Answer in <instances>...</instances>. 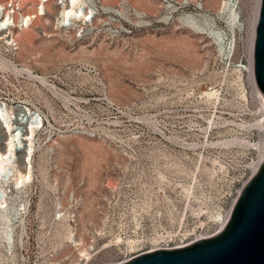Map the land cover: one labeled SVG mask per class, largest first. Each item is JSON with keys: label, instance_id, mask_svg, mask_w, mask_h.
<instances>
[{"label": "rangeland", "instance_id": "374dc122", "mask_svg": "<svg viewBox=\"0 0 264 264\" xmlns=\"http://www.w3.org/2000/svg\"><path fill=\"white\" fill-rule=\"evenodd\" d=\"M56 1L0 0L11 26L31 17L13 51L0 36L17 68L0 65V107L35 127L31 179L0 209V264L117 263L217 229L259 159L256 0H80L85 21H61Z\"/></svg>", "mask_w": 264, "mask_h": 264}, {"label": "water", "instance_id": "95a60500", "mask_svg": "<svg viewBox=\"0 0 264 264\" xmlns=\"http://www.w3.org/2000/svg\"><path fill=\"white\" fill-rule=\"evenodd\" d=\"M252 66L255 88L264 98V0L254 31ZM105 264H264V159L242 185L228 219L213 236Z\"/></svg>", "mask_w": 264, "mask_h": 264}, {"label": "bare ground", "instance_id": "6f19581e", "mask_svg": "<svg viewBox=\"0 0 264 264\" xmlns=\"http://www.w3.org/2000/svg\"><path fill=\"white\" fill-rule=\"evenodd\" d=\"M46 2V0H41V2ZM58 1V0H57ZM53 5V9L57 10L60 14V20L65 21L69 17H80L79 21H85L88 19L89 14H91L90 10L83 11L81 13L80 7L82 2L80 0H60L61 2H57ZM84 4V3H83ZM260 0H256L254 19L252 24V35L251 41L248 46L249 53L247 57V67L245 69L246 75L248 78L249 85L252 86L254 94L256 95L257 101L259 103V115L261 116L258 122V128L260 132H262V138L259 143L253 144L252 147L259 151V159L252 164V170L255 171L259 163L264 159V98L261 93L255 88L253 75H252V58L251 52L249 49L252 47L254 31L258 17ZM83 6V5H82ZM43 10L39 9V14L41 15ZM59 16V15H58ZM90 17V16H89ZM11 14L9 8L2 7L0 4V36L2 38H6L5 45L10 49L12 46V42L10 38L13 37V28L16 30H22L29 25L31 20L30 15L26 16L20 14L16 24L11 26ZM72 19V18H71ZM74 19V18H73ZM78 21V22H79ZM77 28V27H75ZM74 29V27H73ZM12 51V50H11ZM0 65L6 69H17L14 63L9 62L5 57L0 54ZM29 76L31 75L29 70H25ZM35 77V76H33ZM36 78V77H35ZM33 78V79H35ZM43 86H47V83L42 78H36ZM50 85V84H49ZM48 87V86H47ZM53 88V87H52ZM19 108V109H18ZM14 109L18 110V113L14 112ZM25 114V109L17 106L14 108H9L3 110L0 107V141H2V147L0 148V209L5 206V203L8 198V194L10 193V185H17L19 187L21 184L30 181L31 179V169H32V152H33V139L35 134V127L33 126V122L29 121V118L23 119L20 114ZM21 116V117H20ZM239 139V138H237ZM242 140V139H241ZM239 140L238 142L243 143L244 145H249L248 142H244V140ZM237 140L234 138L233 140L222 141L219 142L223 145H229L235 143ZM218 143V144H219ZM251 143V142H250ZM250 146V145H249ZM250 146V147H251ZM22 149H24V157H23V167H18V154ZM220 215L216 216L214 219L215 222H220L221 224L228 218L229 210L224 213H219ZM217 219V220H216Z\"/></svg>", "mask_w": 264, "mask_h": 264}, {"label": "built area", "instance_id": "2783aa9c", "mask_svg": "<svg viewBox=\"0 0 264 264\" xmlns=\"http://www.w3.org/2000/svg\"><path fill=\"white\" fill-rule=\"evenodd\" d=\"M11 6H12V5H11ZM11 6H10V7H11ZM3 7H7V6H3ZM7 8H8V7H7ZM13 8H14V6H13ZM9 11H10V9H9ZM11 13H14V9H12V10L10 11V14H11ZM11 17H12V14H11ZM12 20H13V17H12ZM11 22H12V21H11ZM251 46H252V47L249 49V52H251V58H252V62H253V43H252ZM10 49L13 51L12 46H10ZM11 50H9V51H11ZM222 51H223L224 55H225L226 57H228V59H230V58L232 57V55H233V52H234V43H233L232 41L227 42L226 45H224ZM247 52H248V48H247ZM247 52H246V59H247V57H248V55H249V53L247 54ZM247 63H248V61H247ZM252 75H253V66H252ZM251 88H252V86H251ZM252 90H253V89H252ZM253 92H254V91H253ZM255 97H256V95H255ZM256 99H257V98H256ZM254 172H255V171L252 170V173L250 174V176H251ZM250 176H249V177H250ZM249 177H248V178H249ZM248 178H247V179H248ZM243 184H244V183H243ZM240 189H241V188H240ZM240 189H239V191H237L235 197H234V198L232 199V201H231V204H230V206H229V208H228V210H229V214H230L231 209H232V206H233V204H234V202H235V200H236V198H237V196H238V194H239V192H240ZM228 210H226V211H228ZM226 211H225V212H226ZM228 217H229V215H228ZM227 219H228V218H227ZM227 219H226V220H227ZM226 220L224 221L223 224H221V220H220L219 223L216 222L217 225H218V228H217V229H215V230L212 231V232H209V233L203 234V235H198V236L194 237L192 240H190L189 242H184V243L181 242L180 244L175 245V246H170L169 244H164V245L159 246V247L154 246L153 248H150L149 250H147V251H145V252H149V251L156 250V249H172V248H179V247L186 246L187 244H189V243H191V242H193V241H195V240H198V239H201V238H207V237L213 236L214 234H216V233H217V232L223 227V225L225 224ZM128 259H129V258H128ZM128 259H125V260L120 261V262H117V263L124 262V261H126V260H128Z\"/></svg>", "mask_w": 264, "mask_h": 264}]
</instances>
